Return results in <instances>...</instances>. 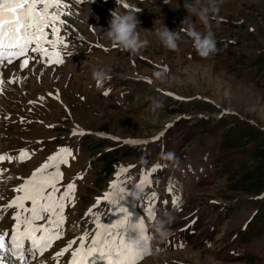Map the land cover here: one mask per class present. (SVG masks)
Wrapping results in <instances>:
<instances>
[{
	"label": "rangeland",
	"instance_id": "374dc122",
	"mask_svg": "<svg viewBox=\"0 0 264 264\" xmlns=\"http://www.w3.org/2000/svg\"><path fill=\"white\" fill-rule=\"evenodd\" d=\"M158 1L143 2L140 6L142 9L130 8L137 12L141 22L138 26L140 38L148 41L139 54L124 52L118 46L111 52L97 49L93 51L96 61L84 58L90 53L86 52L83 56L80 53L53 77L48 76L41 83L33 78L29 87L34 95L48 89L53 90L58 85L63 93L64 105L59 104L54 108L57 116L49 110L39 112L36 108L30 117L42 115L49 122H58L60 119L61 125L66 127L76 122L95 133L110 132L120 138L149 140L147 143L155 141V137L172 121H188L184 123V128L192 122L196 123L194 130L179 129L170 133L168 144L173 147L181 142L183 149L186 148L183 153L186 152L179 163L195 165V170L191 172L178 169L185 191L188 183L198 179L211 161L219 168L211 185L200 184L191 195V203L195 200V205L198 204L206 213L202 216V222L204 233L208 236L201 240L203 229L199 228L191 239V242L197 243L194 248L156 255L150 262L148 258L144 264H161L163 259L168 258L193 264H264V190L245 192L243 189L250 185L245 183L247 179L244 182L240 180L239 175L242 168L253 164L248 153L264 148V0H216L219 13L211 17L207 27L196 15L186 10L184 4H192L199 10L209 6L210 0H180L179 4L178 0H170L168 5L154 7ZM93 5L86 3L81 10L86 8L88 14L98 16L95 24L99 23V30L95 36L98 34L107 45H115L107 40L100 28L108 27L111 19L108 9L113 10L116 5L103 4L92 8ZM189 15L194 18H189ZM220 18L225 22L220 21ZM88 20L92 25L93 17L88 18L87 23ZM163 24L182 34L177 26H184L185 31L194 27L201 33L210 30L217 39L218 51L208 58H201L193 49L191 39L184 34L179 41V49L168 50L159 43L153 30L155 26ZM86 27L84 31L89 33ZM91 37L94 38L93 35ZM98 67H103L114 75L109 96H103L101 88L92 79V70ZM108 67L117 69L119 73H113ZM157 71L163 72V79L154 76ZM79 94L85 96V101L92 107L75 102ZM153 100L162 101L163 106L152 111ZM52 103L55 105L57 101ZM177 110H183V113H174ZM63 112L65 123L61 119ZM239 127L251 128L256 138L252 136L250 144L244 148L231 150L230 140L236 136L235 129ZM5 129L9 134H6ZM5 129L0 134L3 142L1 148L4 150L19 148L33 139H45L61 131L45 129L32 121H24L20 130L13 124L11 128L5 126ZM68 133L69 127L59 134ZM98 136L93 134L92 138L86 140V148L81 150V158L86 165L70 164L68 173L86 169L85 179L76 190L80 200L87 204L94 201L101 190L106 188L111 174L115 180L112 186L115 183L117 187L105 191L113 190L117 193L118 188H124L125 193L118 200L124 204L126 197L131 195V190L119 184V181L126 174H138L144 165H134L129 173H121L120 170L113 172L106 166L100 171L102 163L99 162L89 166V160L99 155ZM182 136L186 137L185 141ZM75 142H79L77 138ZM141 144L144 143L135 145ZM160 145L161 142L151 143L141 160L139 158L135 162L146 161L149 155L154 158L153 150ZM49 146L50 143L43 142L36 150ZM149 147L152 151H149ZM113 164L122 166L124 162L115 157ZM171 167L174 169V164ZM69 200L75 202V198ZM215 206L221 209L224 206L228 211L224 215ZM84 208L78 206L77 213ZM93 227L91 224L90 228ZM71 230L78 232V226ZM243 231L248 232L242 235Z\"/></svg>",
	"mask_w": 264,
	"mask_h": 264
},
{
	"label": "snow or ice",
	"instance_id": "6c2138e0",
	"mask_svg": "<svg viewBox=\"0 0 264 264\" xmlns=\"http://www.w3.org/2000/svg\"><path fill=\"white\" fill-rule=\"evenodd\" d=\"M65 7L67 5L63 0H0V73L17 61L21 71L29 66L30 60L55 65L64 62L59 51L49 49H56L63 43L64 38L59 35L60 27L57 25L64 23L61 17L65 14ZM125 7L128 5L125 4ZM2 85L0 81V87ZM27 154L28 150H21L18 158L22 160ZM71 154L70 148H62L60 152L51 155L45 164L13 189L14 197L6 205L0 206V212L15 209L11 232L0 233V264H28L29 259L43 253L54 239L60 238L59 228L63 223L65 203L75 187L69 183L61 191V166L68 163L66 157ZM12 159L11 155H0V161ZM126 171V168L120 170L121 173ZM148 179L146 176L145 180ZM113 187L117 185L114 183ZM169 191L173 189L169 187ZM122 193H125V189L118 188L111 202L117 203ZM109 198V195L105 196V199ZM178 201L179 197H175L173 204ZM118 210L124 215L111 225L98 222L99 230L92 240V247L83 255L74 252L70 264H87V257L97 252L101 253L108 264H136L144 251L135 250L132 247L134 242L126 241L125 233L128 230L122 225L127 223L130 213L123 207ZM149 215L154 217V208L149 209ZM134 228L142 230L143 234L144 222L140 220ZM75 243V240L72 241L56 256L67 252ZM26 244L29 245L27 248ZM84 247V244L80 245L81 250Z\"/></svg>",
	"mask_w": 264,
	"mask_h": 264
},
{
	"label": "clouds",
	"instance_id": "9594fccd",
	"mask_svg": "<svg viewBox=\"0 0 264 264\" xmlns=\"http://www.w3.org/2000/svg\"><path fill=\"white\" fill-rule=\"evenodd\" d=\"M165 3L169 4L170 0H165ZM184 7L191 14L196 15L199 21L206 27L209 25L211 17L219 13V6L216 0H210L209 6L199 10L188 3H185ZM120 9L124 10L121 11ZM110 15L111 19L108 22V27L106 29L103 27L100 28L107 40L117 45L119 49L124 52L139 54L148 41L140 38L138 26H140L141 22L138 19L137 12L125 7V0H116V7L111 11ZM153 30L157 40L164 48L171 51H177L179 49V41L181 40L180 32L169 29L165 24L160 27L155 26ZM181 31H185L184 26L181 27ZM185 35L191 39L192 47L201 58H208L218 51L217 39L215 34L210 30L201 33L196 31L193 27L186 30ZM91 75L98 88H102L104 83L111 79L109 72L103 67L93 68ZM163 75L162 71L154 73L157 79H163ZM162 106V101H152V111H156ZM164 159L171 161L173 164H178L179 162V158L172 152L167 153ZM146 189V184L137 182L134 184L131 195L138 197L144 193ZM174 219V216L169 211L164 213L163 216L161 215L153 218L150 225L153 238L158 239L162 243L166 242L170 236L168 225H170ZM136 224L127 220V223L123 224L122 227L134 228ZM138 230L142 233V230ZM132 247L137 251H144L147 247V242L141 235V239L134 243ZM160 251V249H155L153 255H159Z\"/></svg>",
	"mask_w": 264,
	"mask_h": 264
},
{
	"label": "trees",
	"instance_id": "16d2710c",
	"mask_svg": "<svg viewBox=\"0 0 264 264\" xmlns=\"http://www.w3.org/2000/svg\"><path fill=\"white\" fill-rule=\"evenodd\" d=\"M172 112V110L170 111ZM174 113H183V110L174 111ZM188 121L185 120H176L174 122V126L169 129V134L175 132L176 130H189L193 129L196 123L186 125ZM183 127V128H182ZM236 136H233L230 140L231 145L229 149L234 150L233 148H244L250 144L252 136H254V132L249 127H239L235 129ZM254 138H256L254 136ZM251 155L253 159V164L247 168H242L239 171L240 180L247 179L245 183L250 185L248 188H244L243 190L247 193L249 192H261L264 190V148L254 150L252 153H248ZM244 182V181H243Z\"/></svg>",
	"mask_w": 264,
	"mask_h": 264
},
{
	"label": "bare ground",
	"instance_id": "6f19581e",
	"mask_svg": "<svg viewBox=\"0 0 264 264\" xmlns=\"http://www.w3.org/2000/svg\"><path fill=\"white\" fill-rule=\"evenodd\" d=\"M89 18H91V17H89ZM94 21V20H93ZM91 22V24H92V29L94 30V33H97L98 32V26H97V24H95L94 22ZM88 22L90 23V20H88ZM79 64L81 65V63H80V61H79ZM93 66V65H92ZM109 68V67H108ZM113 73H119L118 72V70L117 69H115V68H113V67H111V68H109Z\"/></svg>",
	"mask_w": 264,
	"mask_h": 264
}]
</instances>
